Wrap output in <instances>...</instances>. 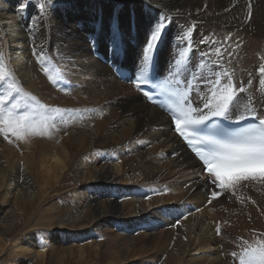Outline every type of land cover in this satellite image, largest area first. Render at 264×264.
Instances as JSON below:
<instances>
[{
  "label": "bare ground",
  "instance_id": "6f19581e",
  "mask_svg": "<svg viewBox=\"0 0 264 264\" xmlns=\"http://www.w3.org/2000/svg\"><path fill=\"white\" fill-rule=\"evenodd\" d=\"M161 20L167 27L147 77L163 95L154 104L133 83L115 77L107 61L125 65L123 78H137L145 45ZM0 43V67L9 68L15 88L17 79L24 84L23 114L35 125L21 134L32 150L20 168L13 171L0 157L6 187L16 175L28 181L29 164L37 160L44 183H57V191L73 199L71 208H60L65 221L88 219L116 241L107 245L117 248L109 257L101 242L79 248L75 264H156L159 252L167 253L160 264H237L241 256L222 258L219 247L230 246L216 237L217 227L245 241L264 234V201L249 204L257 189L264 190V178L239 179L230 199L228 192L212 199V191L221 190L208 186L164 111L176 107L181 95L202 107L219 78L218 88L231 83L246 90L238 92L232 118H264V0H0ZM56 108L59 114L49 111ZM8 203H0L10 223L0 225V264L73 262L69 249L66 258L52 259L56 248L42 229L17 230L21 214L15 206L9 211ZM137 241L139 261L126 262L135 257Z\"/></svg>",
  "mask_w": 264,
  "mask_h": 264
},
{
  "label": "snow or ice",
  "instance_id": "6c2138e0",
  "mask_svg": "<svg viewBox=\"0 0 264 264\" xmlns=\"http://www.w3.org/2000/svg\"><path fill=\"white\" fill-rule=\"evenodd\" d=\"M41 10L43 5L40 6ZM26 8L21 3L19 10L22 12ZM164 19H167L165 17ZM167 26L163 20L159 21L150 34L142 54V64L140 75L136 78L137 86L143 91V87L148 83V73L151 61L154 58L155 50L163 35V30ZM191 48V45H189ZM201 53V59L204 57ZM2 58V55H0ZM177 64L180 61L176 62ZM261 75H264V66L259 69ZM5 78V70L0 67V81ZM220 80L216 79L211 86V99L203 103L201 107H193L189 102V98L185 95L179 96L174 114L175 131L182 137L192 148L195 155L202 161V167H206L209 179L206 181L208 186L218 188L221 192L212 191L211 198L216 199L223 193H226L233 186V181L229 177L236 180H247L250 176L254 179L256 175L264 177V118H258V123H252L247 127H242L234 132L222 129L216 121L228 119L232 115L240 97L239 93L245 92V88L241 85L237 91L231 83L224 84L218 88ZM264 85V79L259 81ZM13 88L17 94L20 89ZM12 93L8 94L11 97ZM35 100V97H32ZM8 97L0 95V123L7 126L12 135L19 137L24 131L33 130L35 125L27 114H21L18 118H13V109L20 108L19 102L11 104L7 116H3V109L7 107ZM41 108L44 105H40ZM49 111L60 113V109H50ZM55 125H53L54 127ZM47 125H44L46 131ZM206 129V134L200 135L199 129ZM4 129H0V132ZM41 135L44 131L40 132ZM223 136V139H218ZM201 145H208L207 151H204ZM219 233L220 229H216ZM236 255L235 253L233 254ZM240 264H264V246L259 249L252 248L246 250L245 255L240 258Z\"/></svg>",
  "mask_w": 264,
  "mask_h": 264
},
{
  "label": "rangeland",
  "instance_id": "374dc122",
  "mask_svg": "<svg viewBox=\"0 0 264 264\" xmlns=\"http://www.w3.org/2000/svg\"><path fill=\"white\" fill-rule=\"evenodd\" d=\"M131 61L134 60L130 59V62ZM129 65L135 67V63L133 65L132 64ZM124 66L125 65H123L122 68H124ZM8 69L9 68H7V70L5 71L4 80L0 81V95L8 97V101H6L7 107L3 109V116H7L8 111L11 108V104L18 101L20 104V108L12 110L13 116L16 117L18 115L25 113L28 110V106H27L28 103L26 102L27 98H25L27 97L28 94H24L26 93V90L23 88L24 84L21 83L18 79L15 80V85L16 87L18 85L20 89L19 94L13 91V88L9 87V85L12 84V81L10 80L11 75H10V70ZM195 78L198 79L197 75ZM127 84L129 86L132 85L131 83H127ZM12 86L14 87V85ZM10 92L12 93L11 97L8 96ZM250 112L253 113L252 110ZM0 129H4V131L0 132V157L1 158L3 157L4 159L3 161H5L4 163H6L7 165L10 164L12 169H14L13 171H15L16 168H20L17 165L18 164L21 165V162L25 161L27 155L26 153L27 151L31 152L32 146H30V148L29 147L27 148L24 145V142L21 138L22 133L20 134L19 137L12 135L11 131L8 130L7 126L4 125L3 123H0ZM29 173H30V177L28 178V181L23 182V179L16 175L14 177V180L16 181L14 185H16V187L13 188L14 185H11L8 188L6 187L8 180L6 179L4 174L0 172L1 175L0 179L2 180V185L0 187V203H3L4 201L9 202L8 203L10 204L8 206L9 211L14 212V206H15V209H17L21 214L19 220L21 219L22 220L19 223L17 230H21V233H24L25 230H29V229H35V230L42 229V235L47 237V243L52 242L56 248L55 252L57 253V255L56 256L53 255L52 259L56 258L58 255L64 256L66 258V252L67 249H69L71 252L70 258L73 261L71 264H75L74 262L79 261L78 259L80 258H78L79 256L77 254L79 248H83L84 250H86L88 249V246H90L95 241L102 243L103 253L106 257H109L111 256V253L116 252L117 248L114 249V247L112 246H107L109 243L112 242L116 243L115 240L114 241L107 240V238L111 234H106L107 232L102 231L101 229L97 230L95 228H92L88 222V219L83 221L82 224L68 223L67 221H65V215L61 213L60 208L63 209H69V207L71 208L74 204L73 199H70L71 197L69 196L61 195L56 189L58 186L57 183L55 184H53L52 182H49L48 184L44 183L46 179V175H45V171L43 170L42 164L40 162L35 160L31 164H29ZM5 187L8 188V190H6ZM255 193L256 194H253L255 198L249 203L251 205H255L254 204L255 202L257 204L260 200L264 201V190L257 189ZM242 200L244 199L240 197L238 203L240 204V201ZM60 204L62 205L60 206ZM207 205L205 204V206ZM69 212L70 210H68L66 214H68ZM2 215H4L6 219H2ZM0 225L3 227H10V223L8 221V213L2 214L1 209H0ZM217 228L221 229L219 231V233L221 234L223 228L220 226ZM160 230L161 229L156 228L155 233L159 232ZM252 234H254V231H252ZM260 234H261L260 236L256 235L250 237L249 241H245V239L242 238H237V236L236 238H231L230 237L231 233L227 231L223 232L221 235L218 236L216 235V237L220 238L221 241H226V242L228 241L227 243H229L230 247L231 246L235 247V249H231L230 247L226 248L223 247L224 245L221 244L219 250L220 252L222 251L221 253L222 258L225 257L224 255L233 258L234 253L236 254V257L242 256L241 253L247 250V249L245 250V248L251 247V245L256 247L258 246L259 248H261L262 246H264V234L263 233ZM138 235L139 233H137L136 236ZM104 241L106 242L103 243ZM245 243L248 244L244 245ZM135 246L137 248V251H135V257L133 258L128 257L126 262L135 261V260L136 262L139 261V241H137ZM123 247L125 250L127 249L125 244H123ZM166 254H167L166 252H159L160 260L157 261L156 264H160V261L166 258ZM192 257L195 256H190V258ZM187 264H199V261L194 263H187Z\"/></svg>",
  "mask_w": 264,
  "mask_h": 264
}]
</instances>
